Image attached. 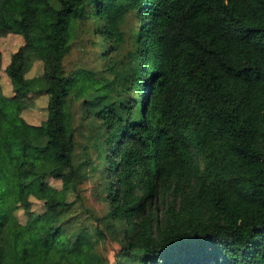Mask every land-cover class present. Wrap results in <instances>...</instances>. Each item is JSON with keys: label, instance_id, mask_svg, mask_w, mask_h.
Returning a JSON list of instances; mask_svg holds the SVG:
<instances>
[{"label": "trees", "instance_id": "trees-1", "mask_svg": "<svg viewBox=\"0 0 264 264\" xmlns=\"http://www.w3.org/2000/svg\"><path fill=\"white\" fill-rule=\"evenodd\" d=\"M77 23L101 45L96 68L67 73ZM9 35L23 45L13 96L0 86V264H92L119 230L115 264H264V0H0ZM38 93L33 126L21 113ZM75 102L97 124L94 161L76 158ZM103 162L108 214L73 235L67 195Z\"/></svg>", "mask_w": 264, "mask_h": 264}, {"label": "rangeland", "instance_id": "rangeland-1", "mask_svg": "<svg viewBox=\"0 0 264 264\" xmlns=\"http://www.w3.org/2000/svg\"><path fill=\"white\" fill-rule=\"evenodd\" d=\"M148 23V22H147ZM128 25L136 26V22H129ZM90 24L82 25L77 23L70 37V52L65 58L64 66L67 73L77 72L86 68H96L91 56L97 53L101 45L98 36H94L90 30ZM23 45L22 37L9 35L0 39V52L2 55V63L0 67V86L1 92L6 97L13 96V89L10 78L5 73V68L10 61L11 55ZM106 53V51H105ZM104 53V54H105ZM43 73V65L41 62H34L29 72L26 74L27 79L36 78ZM109 77V76H108ZM33 105L21 113V118L29 125L40 126L47 120V102L48 97L43 93L29 95ZM76 110L75 125L77 128L76 134V158L78 160L96 158L95 143L97 142V124L94 119H84L80 110L79 103L74 104ZM106 166L105 162L100 167L88 168L87 178L83 180L78 188L77 198L75 194L67 195L66 202L72 203L70 210L67 213L71 218L69 231L75 235L81 227H86L91 233L94 232L95 222L91 219L106 216L108 207L102 201L103 194V178L101 169ZM46 184L53 189L61 190L62 182L51 177L46 178ZM30 211L41 216L44 211V202L30 198ZM15 216L20 224H25L27 221L26 211L19 207ZM98 229H105L103 221L97 222ZM122 229L121 225H118ZM116 226L115 229H118ZM125 228V225H124ZM123 232L120 230L115 233L105 232L104 235L96 241V249L94 253L88 257L92 264H115L116 255L121 250V242L123 241Z\"/></svg>", "mask_w": 264, "mask_h": 264}]
</instances>
